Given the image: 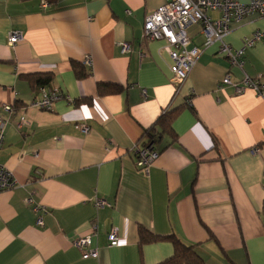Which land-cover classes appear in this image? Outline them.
<instances>
[{"label": "crops", "instance_id": "0c3cea01", "mask_svg": "<svg viewBox=\"0 0 264 264\" xmlns=\"http://www.w3.org/2000/svg\"><path fill=\"white\" fill-rule=\"evenodd\" d=\"M165 2L0 0V114L9 118L0 164L18 182L0 192V264H160L174 254L169 241L140 246V225L195 245L206 264H264V98L220 88L228 71L264 78V39L242 69L230 68L214 42L176 93L167 42L143 37L146 16ZM12 30L24 34L14 47ZM256 31L264 32V16L252 14L223 41L240 48ZM188 34L192 45L203 44L201 24ZM31 73L54 75L45 87L64 97L51 110L32 105L41 88L20 78ZM99 84L123 90L100 94ZM178 107L173 134L160 135L159 119ZM152 127L160 154L147 174L134 148ZM28 198L46 211L34 212ZM101 198L110 205L97 208ZM93 223L98 256L84 257L73 241ZM114 227L124 237L115 246Z\"/></svg>", "mask_w": 264, "mask_h": 264}, {"label": "built area", "instance_id": "2783aa9c", "mask_svg": "<svg viewBox=\"0 0 264 264\" xmlns=\"http://www.w3.org/2000/svg\"><path fill=\"white\" fill-rule=\"evenodd\" d=\"M49 3L44 1L43 7H48ZM211 11L220 13L218 18L210 15ZM130 13V11H128ZM252 14L264 16V0H250L247 3L239 0H166L165 3L158 6L156 10L149 13L144 22L143 37L146 40H163L167 42L169 53L172 59L171 63V82L176 87V93L179 92L182 85L188 79L194 65L202 52L216 41H221L220 52L226 57L230 68L244 67V58L249 49L264 39L263 31H256L252 36L245 37L242 40L240 48H234L223 41L232 30V25L236 22L245 20ZM195 24L202 25V32L205 36L201 46L192 45L188 34V28ZM24 40L23 32L12 30L8 35V43L14 47ZM123 53L130 52L131 45L127 42L121 44ZM144 56V53H142ZM85 65L92 67L91 56L84 59ZM225 86L233 87L235 92L240 94L250 89L258 96L264 98V78L262 76L252 77L244 75L236 79L231 71H228L222 81L220 88ZM144 97L147 91L143 90ZM58 89L50 87H41V96L32 102V105L44 110H51L54 101L63 98ZM3 108L9 114L13 112V107L4 104ZM9 118L0 114V149L5 140V130ZM79 129L86 133L90 130L89 125L81 123ZM136 154V165L147 174L153 162L159 157L160 150L156 138L147 137L146 140L134 148ZM17 180L13 172L6 166L0 164V192L10 190L17 186ZM28 204L32 205L33 211L39 213L46 209L40 205H34L33 199H27ZM97 208H103L110 205L106 199H96ZM39 225H43L42 217L37 220ZM98 236V224L93 223L92 232L87 235L77 237L73 243L80 249L84 257L98 256V248L95 245V239ZM110 245H119L124 239L120 229L114 227L108 234Z\"/></svg>", "mask_w": 264, "mask_h": 264}, {"label": "trees", "instance_id": "16d2710c", "mask_svg": "<svg viewBox=\"0 0 264 264\" xmlns=\"http://www.w3.org/2000/svg\"><path fill=\"white\" fill-rule=\"evenodd\" d=\"M26 1V0H24ZM51 5H55L60 0H44ZM73 68L75 74L79 79H84L88 76L87 71L84 66L78 62L73 63ZM20 78L27 81L30 87L34 90L37 88L49 86L53 79L54 75L52 73H31V74H21ZM98 89L100 94L105 93H119L123 90L122 86L114 84H99ZM80 102V101H79ZM78 103V102H77ZM181 107L175 108L173 110L167 111L158 121V125L161 128L160 135L164 134H173L172 124L174 119L179 114ZM158 132L155 127H152L147 135L151 138L157 139ZM264 215V209H263ZM139 236H140V246L144 244L160 242V241H169L174 245V254L163 261L160 264H206L202 256L196 251L195 245H188L183 242L178 236L174 234L162 235L155 234L152 231L148 230L146 227L139 226Z\"/></svg>", "mask_w": 264, "mask_h": 264}]
</instances>
